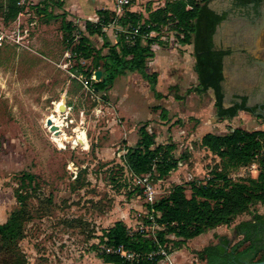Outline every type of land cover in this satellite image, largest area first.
Wrapping results in <instances>:
<instances>
[{
	"label": "rangeland",
	"instance_id": "rangeland-1",
	"mask_svg": "<svg viewBox=\"0 0 264 264\" xmlns=\"http://www.w3.org/2000/svg\"><path fill=\"white\" fill-rule=\"evenodd\" d=\"M149 1L154 6L157 0H133L121 11L133 7L143 12L144 8L146 15ZM73 2L26 0L19 22L21 28L29 27V34L20 42L7 37L0 44V221L26 205L24 235L18 242L28 257L27 264H108L100 256L107 244L103 229L116 219H124L131 232L154 231L147 226L151 218L146 181L132 177L124 163L126 148L136 143L141 125L146 123L158 142H174V154L180 159L166 177L157 178L156 171L148 175L156 199L181 182L187 184L190 194L189 181H205L222 165L221 157L201 144L205 132H224L237 125L264 128V116L250 111L241 109L229 118L219 116L212 88L203 93L187 91L198 82L194 55L190 47L180 49V40L170 42L163 37L174 30L167 26L160 31L162 40L158 38L155 57L149 63L150 70L159 71L161 99L140 73L119 75L106 91L94 90L93 82L98 80L94 71V77L84 72L92 70V60L74 53L77 40L69 42L63 36L64 17L74 24L77 36L85 30L87 16L73 11ZM103 4L118 8L116 0ZM2 10L0 6V29L11 34L18 15L6 22ZM125 26L115 19L103 32L114 42ZM259 39L252 50L264 58V48L260 50L264 41ZM90 40L97 46L103 43L98 34L90 35ZM233 74L228 78L226 72L229 93L237 85ZM63 98L65 111L60 109ZM229 102L227 95L225 104ZM48 118L57 125L56 131L47 124ZM25 172L36 176L30 179ZM257 173L240 166L229 169L236 179ZM18 189L24 202L17 197ZM255 212L264 213V202H255L230 224L191 238L174 257L175 264H198L189 253L216 242L219 234L238 239L235 223ZM174 245L169 243V247ZM162 247L168 252V247Z\"/></svg>",
	"mask_w": 264,
	"mask_h": 264
},
{
	"label": "trees",
	"instance_id": "trees-1",
	"mask_svg": "<svg viewBox=\"0 0 264 264\" xmlns=\"http://www.w3.org/2000/svg\"><path fill=\"white\" fill-rule=\"evenodd\" d=\"M2 1L1 15L6 22L15 19L25 8L18 0ZM162 1L163 4L156 7L151 6L152 1H149L148 15L131 9L117 15L115 10L100 8L99 19H86L85 30L80 36L73 33L74 24L63 18L64 38L69 42L77 40L72 47L73 52L92 60L93 68L84 71L85 74L91 76L96 69H102L101 79L93 82L94 90L106 91L119 75L138 72L150 82L156 97L164 96L157 89L159 72L149 70L148 61L154 55L153 43L160 38L163 27L167 26L176 31L178 40L193 44L198 83L189 87L188 92L203 93L212 88L214 105L221 117H233L241 109L253 110L244 102L225 105L222 62L225 50L214 43V33L222 15L212 8V0ZM115 19L128 28L140 24V31L133 41H128L124 31L115 43L105 36L104 26ZM151 31L156 33L151 37L145 36ZM94 34L104 36L101 46L91 42L90 35ZM104 48H107L106 53ZM201 144L219 155L222 165L213 170L205 181H189L190 194H187V184L181 182L176 183L169 194L152 203L148 202L146 207L154 209V220L158 224L153 232H131L126 221L121 218L104 227L107 244H123L139 254L138 260H129L118 252L103 251L100 256L105 262L159 264L165 258L164 254L158 252L160 247H168L169 253L211 228L230 224L255 202H264V128L248 129L238 125L226 132L207 131L201 137ZM126 149L124 163L132 177L156 171L157 178H164L180 161L174 154L175 143L158 142L146 123L139 127L136 143L128 145ZM254 160L259 163L256 176L248 174L236 179L229 174L230 168ZM24 175L30 179L36 176L32 172H25ZM16 192L19 201L24 202L22 190ZM25 213L26 205L22 204L5 221H0V264L28 263V257L18 242L24 235ZM234 230L238 239H231L227 233L219 234L216 242L195 250L197 256L205 260L206 264H240L264 259V213L255 212L253 217L239 220ZM170 242L176 245L169 247Z\"/></svg>",
	"mask_w": 264,
	"mask_h": 264
},
{
	"label": "flooded vegetation",
	"instance_id": "flooded-vegetation-1",
	"mask_svg": "<svg viewBox=\"0 0 264 264\" xmlns=\"http://www.w3.org/2000/svg\"><path fill=\"white\" fill-rule=\"evenodd\" d=\"M210 5L222 15L214 33V43L225 50L223 86L225 99L227 95L230 97L229 104L225 105L244 102L253 110H242L264 116V58L252 50L258 46L255 40L264 41V0H223L221 4L211 1ZM263 48L264 42L260 50ZM227 71L228 78L234 73L233 80L237 82L236 89L230 93L226 84Z\"/></svg>",
	"mask_w": 264,
	"mask_h": 264
},
{
	"label": "built area",
	"instance_id": "built-area-1",
	"mask_svg": "<svg viewBox=\"0 0 264 264\" xmlns=\"http://www.w3.org/2000/svg\"><path fill=\"white\" fill-rule=\"evenodd\" d=\"M133 0H116V3H117V6L118 8H115L114 10L116 11V14L117 15H122L123 12L121 11L123 9V7L125 6H128V5H131ZM18 3L20 5H23L26 3V0H18ZM163 4V1H154V6L153 7H156V6H159ZM132 9V8H130ZM24 9L21 10L17 16V21H18V24L16 26V28L14 29L13 33L11 34H8L6 33L4 30L0 29V44H3L4 42H7L8 39L7 37H10L12 40L16 41V42H20V40L23 38L24 34L28 35L29 34V27L28 26H25L23 28H21V22H19V19H20V16L21 14L23 13ZM99 19V16L97 17L96 20ZM33 24L35 23V21L32 22ZM122 31L126 32L127 34V38H128V41H133L135 39V37L137 36V34L139 33L140 31V24H137L136 26H133L132 28H128L127 26L125 27H122L121 28ZM156 32H149V33H146L145 36H152L153 34H155ZM163 37H166V39L170 40V42H172L173 40H177V36H176V31L173 30V32H169L166 36H163ZM183 41H179V43H182ZM159 43H157V41H155L153 43V48L154 50L156 49V46L158 45ZM92 77H94V74L92 75ZM84 83L86 86L89 85V79H84ZM72 109V106L68 105V108L67 110L68 111H71ZM82 120H83V116H82ZM241 168H248L249 170H251L252 172H258L259 171V163L257 160H254L252 161L251 163L249 164H245V165H241L240 166ZM149 174H152L151 172H147V173H144L142 175H139V176H136L138 177V180L139 181H142V180H145L146 183H145V191L148 193V202L152 203L156 200L155 198V195H154V192H155V189L153 188V185L149 182H147V179H148V175ZM147 212L149 213V216L151 218V222H149V224H147V226L149 227H152V228H156L158 227V224L155 222L154 220V209H148L147 208ZM104 251H107V252H118L120 253L122 256H124L125 258L129 259V260H138L139 258V254L136 253L135 251L133 250H130V249H127L123 244H119V245H114V244H106L104 247ZM160 253L164 254L165 257L168 256V252L166 251L165 248L163 247H160L159 251ZM171 264H173L171 262Z\"/></svg>",
	"mask_w": 264,
	"mask_h": 264
},
{
	"label": "crops",
	"instance_id": "crops-1",
	"mask_svg": "<svg viewBox=\"0 0 264 264\" xmlns=\"http://www.w3.org/2000/svg\"><path fill=\"white\" fill-rule=\"evenodd\" d=\"M89 1H91V0H74V2L72 3V5H71V8L73 9V11H78V12H80V14H83L84 13V15H86L87 16V19H91V20H96L97 19V17L99 16V12H98V9H100V8H110V7H107V5H105V4H103L104 3V1L105 0H92V4H89V3H87V2H89ZM143 9V12L145 11V9L144 8H142ZM131 10H135V11H140V10H138L137 8H133L132 7V9ZM145 14H146V12H145ZM146 15H148V13L146 14ZM104 29V28H103ZM99 35V34H98ZM101 38H102V41H103V35H99ZM105 36L109 39V40H111L110 39V37L108 36V34L105 32ZM112 38V37H111ZM119 40V37H117V39H116V41H111L112 43H115V42H117ZM179 44H181L180 46H181V48L180 49H182V48H187V47H190L191 49H189V51L190 52H192L193 53V44L192 43H188V42H182V43H179ZM186 52H188V51H186ZM155 52H154V55L153 56H151L150 58H149V61H148V69H149V63L151 62V59L152 58H154L155 57ZM194 55V54H193ZM194 59H195V56L193 57V61H194ZM194 64H195V61H194ZM150 70V69H149ZM152 70H157V69H152ZM158 71V70H157ZM196 71V70H195ZM159 72V71H158ZM135 74V73H137L138 74V72H132V74ZM197 73V72H196ZM123 75V74H122ZM197 77V80H198V75L196 76ZM158 78H159V75H158ZM115 83V82H114ZM198 83V82H197ZM196 83V84H197ZM158 84V83H157ZM195 84V85H196ZM151 89V88H150ZM158 89V88H157ZM159 90V89H158ZM160 91V90H159ZM163 97V96H162ZM162 97H157V98H159V99H161ZM238 126V125H237ZM239 126H242V125H239ZM229 130V129H228ZM228 130H226V131H228ZM226 131H224V132H226ZM203 136V135H202ZM117 220V219H116ZM124 220V219H123ZM114 223V222H113ZM112 223V224H113ZM111 225V224H110ZM109 226V225H108ZM106 227V226H105ZM190 239H188L187 241H189ZM186 241V242H187ZM185 242V243H186ZM188 243V242H187ZM206 245V244H205ZM183 246H184V244L181 246V247H179V248H175L173 251H171V252H169V254H168V256H166L165 258H163L160 262H159V264H171V262L173 263V264H175L176 263V259H174V257L176 258V256L177 255H180V251L183 249ZM203 247V246H202ZM201 247V248H202ZM180 249V250H179ZM198 249H200V248H196L195 250H198ZM184 252V251H183ZM182 254H184V253H182ZM190 255H191V257L194 259V261L195 260H199L198 261V264H206V261L205 260H202V259H200L198 256H197V254H196V252L194 251V252H191V253H189ZM197 261H195V262H197ZM106 263H108V264H114L113 262H106ZM179 264H182V262H180Z\"/></svg>",
	"mask_w": 264,
	"mask_h": 264
},
{
	"label": "water",
	"instance_id": "water-1",
	"mask_svg": "<svg viewBox=\"0 0 264 264\" xmlns=\"http://www.w3.org/2000/svg\"><path fill=\"white\" fill-rule=\"evenodd\" d=\"M95 73V77L97 79H101L102 77V69H96L94 71ZM65 108V104H62L61 105V109H64ZM47 124L50 125L51 129L55 130L57 129V125L55 123H53V120L51 118H48L47 119ZM240 264H264V259L262 260H254V261H246V262H243V263H240Z\"/></svg>",
	"mask_w": 264,
	"mask_h": 264
},
{
	"label": "bare ground",
	"instance_id": "bare-ground-1",
	"mask_svg": "<svg viewBox=\"0 0 264 264\" xmlns=\"http://www.w3.org/2000/svg\"><path fill=\"white\" fill-rule=\"evenodd\" d=\"M62 104H65V108L64 109H61V106H60V109L62 110V111H65L66 110V98H63V103ZM61 104V105H62ZM52 131H56L57 129H55V130H53V129H51ZM83 143V142H82ZM80 144V143H79Z\"/></svg>",
	"mask_w": 264,
	"mask_h": 264
}]
</instances>
